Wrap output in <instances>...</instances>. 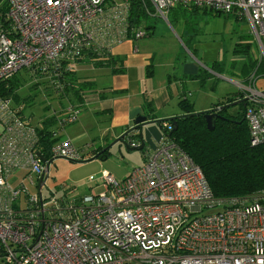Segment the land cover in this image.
Segmentation results:
<instances>
[{
    "label": "built area",
    "instance_id": "1",
    "mask_svg": "<svg viewBox=\"0 0 264 264\" xmlns=\"http://www.w3.org/2000/svg\"><path fill=\"white\" fill-rule=\"evenodd\" d=\"M6 1L0 80L23 68L43 73L62 60L75 67L83 47L111 50L148 35L143 27L131 28L129 0ZM150 2L166 19L177 5L248 18L264 62V0ZM262 77L239 83L253 146L264 143ZM66 109L62 123L78 120V109ZM57 135L50 157L39 156L36 123L0 96V264H264V189L249 197L214 196L202 168L162 131L156 147L142 149L145 163L124 179L103 170L99 192L47 197L48 165L58 157L84 158L70 137ZM22 172L37 193L30 192ZM23 192L27 202H21ZM220 204L223 210L206 212Z\"/></svg>",
    "mask_w": 264,
    "mask_h": 264
},
{
    "label": "trees",
    "instance_id": "2",
    "mask_svg": "<svg viewBox=\"0 0 264 264\" xmlns=\"http://www.w3.org/2000/svg\"><path fill=\"white\" fill-rule=\"evenodd\" d=\"M129 1L131 28L143 27L148 35H152L156 25L154 22L150 23L149 20L150 16L156 12L154 5L150 0ZM194 7V10L204 8L205 11L212 10L219 15L222 14V12L207 7ZM8 8L7 1L0 0V24L6 30L9 27L8 20H6ZM170 23L172 25V21ZM81 52L82 55L75 61V67L87 63L96 68H109L112 74L126 73L125 57L113 54L109 49L83 47ZM75 67L70 66L68 60H62L59 63L49 64L48 70L43 73L39 69L30 67L26 70L29 76L21 75L19 70L11 77L0 80V96L12 100V104L19 109L23 117H26L24 107L35 102L38 95L36 92L22 95L20 90L26 86H29V90L39 89L41 93L44 92L46 98L57 100L58 107L54 106L50 113H45L36 122L39 137L38 150L45 157H50L51 148L61 137L57 134L71 124L61 122L63 116L68 114L67 106L70 105L73 109L80 111L95 98L101 100L110 94L124 92V90L98 87L95 79L80 77ZM152 73V69L149 68L147 74L150 76ZM208 76V72L203 70L196 75H191V79L204 81ZM240 97H242L240 92L236 97L229 95L214 107L227 104ZM179 106L183 114L175 117L176 124L171 117L158 119V125L168 138L173 140L202 168L214 196L218 198L249 197L261 192L264 189V143L253 146L250 142L249 126L244 116L246 101L236 105L238 107L234 110L232 108L236 106L220 110V116L215 118L213 130L208 128L206 113L196 112L194 103L187 95L182 94ZM44 108H51V104ZM144 109L150 120L157 119L156 108L151 99L147 98L144 101ZM167 123L173 125L172 130L166 128ZM142 137L143 134L136 130L129 140L139 142ZM98 152V149L94 150L93 155ZM108 154L109 149L101 156L106 158Z\"/></svg>",
    "mask_w": 264,
    "mask_h": 264
},
{
    "label": "rangeland",
    "instance_id": "3",
    "mask_svg": "<svg viewBox=\"0 0 264 264\" xmlns=\"http://www.w3.org/2000/svg\"><path fill=\"white\" fill-rule=\"evenodd\" d=\"M175 14L178 16L177 19L174 18ZM168 16L169 18L166 19L159 12L153 13L149 22H154L156 28L152 35L136 39V45L139 46L142 41L150 39L152 46L156 49L162 48L166 43H171L173 46L174 40L170 39L167 33V30H171L175 38L179 39L178 44L182 52V56L176 60L178 68L183 69L182 67L186 62L195 60L198 63L201 60H208V70L205 69V66L198 65L197 73L206 70L209 76L204 81L192 79L190 88L188 87L191 90L190 100L195 103L196 112L211 110L209 107L218 101L222 95L225 97L229 95L238 96L242 88L237 82L247 85L252 75L255 77L262 75L259 87H264V62L260 64L263 48L248 18H238L235 12H225L219 15L212 10L205 11L203 8L197 12L192 6L179 5L172 8ZM170 21H172V25ZM181 28L186 30L187 35H181ZM178 31L181 32L178 33ZM192 42H196L199 48L189 50L187 46ZM192 52L198 55H193ZM160 56L161 52L158 53V57ZM26 70L27 68H23L19 73L23 76H29V72ZM108 71V69L85 70L80 68L78 73L79 75L95 76L97 86L101 88L111 83ZM20 92L22 95L30 92L38 94L35 102L24 107V115L26 118H31L33 123H36L45 113H50L54 106L58 107L57 100L46 98L44 92L41 93L39 89L29 90V86H26ZM212 97H216L215 100H211ZM49 104H51V108H44ZM237 107L232 108V110ZM93 110L91 105L82 108L79 112V119L68 124L66 129L68 128L75 133L77 127L75 124H78L83 116L89 118ZM106 125V120L97 121L96 119L91 126L93 137L88 140H74L84 154L83 160L76 161L58 157L51 162L43 192L45 196L59 198L66 196L73 199L90 193L92 190L99 192L102 189L100 183H102L103 170L109 171L117 180H122L134 167L142 166L145 163L142 150H129L122 142L114 143L116 138L113 136L103 134V128ZM106 147H109V154L106 159L90 160L94 156V150ZM20 175L24 178L31 193L34 194L39 191L36 184H32L24 172ZM34 178L36 179L35 175ZM68 187L70 188L68 189ZM25 194L23 192L24 198H21V202H27L28 198H25ZM19 201L18 199L17 202ZM223 209V205L220 204L207 209L206 212L212 213Z\"/></svg>",
    "mask_w": 264,
    "mask_h": 264
},
{
    "label": "crops",
    "instance_id": "4",
    "mask_svg": "<svg viewBox=\"0 0 264 264\" xmlns=\"http://www.w3.org/2000/svg\"><path fill=\"white\" fill-rule=\"evenodd\" d=\"M194 11L198 12L199 10ZM174 18H178L177 14L174 15ZM181 29V35H187L186 30L183 28ZM180 32L178 31V33ZM167 33L170 39L174 40V47L171 43H166L162 48L156 49L152 46V40L150 39L142 41L139 46L136 45V40L133 39H127L114 45L111 52L125 57L127 70L126 73L123 74H112L109 68H98L108 69L111 78L110 85L101 88L124 90V92L110 94L107 98L101 100L96 98L93 99L88 104L94 109L93 113L90 114V117L85 118L83 116L79 123L75 124L77 125L75 133L70 129L65 128L62 131V134L70 137L73 141L77 139L88 140L93 137L91 126L97 119V121L106 120L107 122V125L103 128V134H109L114 138H118L128 128L135 125V118L137 116H147L144 109V101L147 98L151 99L156 108L157 119L155 120L182 115L183 110L179 106L181 96L182 94H185L190 98L191 90H189L188 87L190 88V83L192 82L191 75L199 73H197L198 65L205 66V69L208 70V60H201L200 62L198 61V63L195 62V60L193 62H186L182 67L183 69L178 68L176 60L182 56L178 44L179 39L177 40L175 38L171 30H167ZM190 47L194 50L195 48H199L196 42H192L187 46L188 49H190ZM159 52H161L160 57H158ZM192 54L194 55L195 53L192 52ZM195 55L197 56L198 54ZM75 68L78 72L80 68L88 70L96 67L87 63H82L78 66L76 65ZM149 68L153 71L150 76L147 74ZM79 76L96 80V77L92 75ZM239 83L241 82H237L238 85ZM241 92L242 91H240V93ZM227 97L222 95L218 101H213L214 103H212L209 108H214L215 104ZM215 98L216 97H212L211 100H215ZM105 115H107V118H105ZM147 119L150 120L148 116ZM137 132L143 133V137L146 141L145 147L147 149H153L156 147L162 135V130L157 123H149L143 128L138 129Z\"/></svg>",
    "mask_w": 264,
    "mask_h": 264
},
{
    "label": "water",
    "instance_id": "5",
    "mask_svg": "<svg viewBox=\"0 0 264 264\" xmlns=\"http://www.w3.org/2000/svg\"><path fill=\"white\" fill-rule=\"evenodd\" d=\"M243 101L244 100L242 98L237 99V100H234V101L229 102L227 104L216 106L209 111H205L208 128L210 130H213L215 128V118L220 116V114H219L220 110L225 109V108H229L230 106L239 105V104L243 103ZM171 119L173 120L174 124H176V122H177L176 118L172 117ZM149 123H157L158 124L159 120H148L146 115L137 116L135 118V125L133 127H131L130 129L126 130L118 138H116L114 140V143L122 142L123 144L126 145V148L129 150H134V149L142 150V149H144V147L146 145V141H145L144 137L141 138V144L138 147L131 146V144H130L131 141L129 140V138H131V135H133L134 131L143 128L144 126L148 125ZM108 149H109V147H106V148L99 150V152L97 154H95L94 156H92V158H90V160L97 159V158H103L101 156V154L104 153ZM38 155L44 158V156L41 152H38ZM49 167H50V165H48L47 171H49Z\"/></svg>",
    "mask_w": 264,
    "mask_h": 264
}]
</instances>
